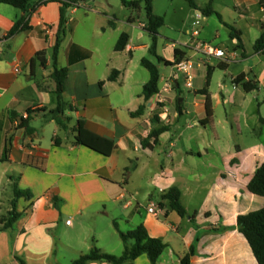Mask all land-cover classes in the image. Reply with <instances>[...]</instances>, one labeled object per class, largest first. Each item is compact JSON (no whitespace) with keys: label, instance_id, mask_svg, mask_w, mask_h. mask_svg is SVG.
<instances>
[{"label":"crops","instance_id":"1","mask_svg":"<svg viewBox=\"0 0 264 264\" xmlns=\"http://www.w3.org/2000/svg\"><path fill=\"white\" fill-rule=\"evenodd\" d=\"M74 1L81 6L65 9L53 1L32 14L0 2V264L11 258L14 264H62L94 248L116 254L115 221L123 232L128 231L121 223L144 225L151 238L168 244L158 264H181L192 249L191 264H258L238 217L264 205L248 190L264 160V51L254 50L264 16L251 49L245 33L236 30L230 62L220 61L216 70L209 60H198L192 89L185 94L176 87L154 108L143 94L150 74L139 68L151 46L144 43L150 36L141 27L146 21L118 15V0ZM240 2L251 16L255 7L264 14L259 0ZM64 9L58 67L68 75L61 127L51 113L57 108L51 53ZM25 21L29 29L7 37ZM124 33L129 41L118 52ZM114 38V45L108 43ZM176 48L166 46L165 61L176 63ZM41 51L47 52L45 64L31 67ZM165 67L160 88L174 73L173 66ZM239 78L257 89L246 92ZM189 111L193 123L174 129ZM79 122L113 142L109 156L77 144ZM162 127L168 129L151 139ZM174 187L181 190L187 217L161 205L162 195ZM16 190L29 196L18 199L21 217L5 229ZM123 194L132 199L131 207L122 204ZM150 202L162 208L158 217L148 212ZM126 264L151 263L142 255Z\"/></svg>","mask_w":264,"mask_h":264},{"label":"trees","instance_id":"2","mask_svg":"<svg viewBox=\"0 0 264 264\" xmlns=\"http://www.w3.org/2000/svg\"><path fill=\"white\" fill-rule=\"evenodd\" d=\"M60 2L64 5L65 9L73 7L75 3H79L74 0H0L1 3L10 5L16 9L27 11L29 14L34 13L39 7L49 3V2ZM122 4L133 11L139 12L144 10L146 13L147 21L145 30L150 34L152 42L149 48V55L156 58V62L152 61L150 58L145 57L142 60V66L148 70L150 74L149 81L145 84L143 88V94L146 100H150L155 94L160 90L161 82V69L160 65L173 66L174 64L165 61L162 57L158 56V39L160 36V29L165 25V20L161 16H157L153 13V0H120ZM190 2L191 6L197 8L194 0H187ZM214 0H210L206 8L203 9V12L206 16L216 14V11L213 8ZM259 5L264 9V0H259ZM65 9L62 11V17L59 24V30L57 33L56 43L52 49L51 61L53 65L52 79L56 84V89L54 94L57 96V108L51 113L55 115L58 123L61 127H65L64 123L59 119V117H64L65 109L67 108V103L64 100L65 94V81L68 75L66 68L58 67V57L61 44L65 36ZM29 22H18L11 32L8 34V38L16 35L20 31L29 29ZM232 38L238 37L235 34H232ZM129 41L128 34L124 33L120 36L115 50L120 52L123 51ZM240 48V44L238 45ZM254 50L256 52L264 51V31L262 32L259 39L255 42ZM47 52L41 51L38 52L35 58L31 62V67H34V63L37 61L45 64ZM176 63L188 58V54L179 49H175ZM113 72L110 77V80L114 79ZM211 72H209L208 82L209 83ZM237 84H242V87L246 92H252L257 89V86L251 82H245L243 78L236 80ZM144 108L142 107L139 113H142ZM29 114L33 113V110L28 111ZM167 127H162L152 132L151 139L155 141L158 139L159 135L166 131ZM76 142L79 145L85 146L97 153H100L105 156H109L113 151V142L97 136L93 133H90L83 129L81 122H79L78 128H76ZM146 145V142L143 144ZM248 190L256 197L264 199V160L261 165L257 168L254 176L248 184ZM28 197L29 195L16 190L15 198L12 202L13 210L10 212L9 217L7 218L5 229L11 228L21 215L17 212V203L18 199L21 197ZM181 190L177 187L170 189L168 192L162 195L161 205L164 206L166 203L171 210L176 211L181 217H187L188 212L182 204L181 201ZM114 226L118 231L122 242L124 243V252L120 256H115L107 253H103L100 249L94 248L89 253L80 256L78 259L73 261L71 264H90L92 262L103 261L107 264H126L136 260L142 255H147L151 264H158L161 256L168 248L162 239L151 238L147 232V229L144 225H140L132 231L123 232L120 229L119 223L114 222ZM238 226L241 233L246 237L248 243L251 246L253 254L258 262V264H264V205L259 209L247 212L238 217ZM194 252V249L181 259V264H191V256ZM20 264H25L23 260H19Z\"/></svg>","mask_w":264,"mask_h":264},{"label":"rangeland","instance_id":"3","mask_svg":"<svg viewBox=\"0 0 264 264\" xmlns=\"http://www.w3.org/2000/svg\"><path fill=\"white\" fill-rule=\"evenodd\" d=\"M240 1L241 0H214L213 8L216 11V14L206 16L203 9L206 8L210 0H194L196 5L199 6L197 8L192 7L187 0H153V13L157 16L163 17L165 20V25L160 29V36L158 39V56L163 58L166 57V55H169V52H164L166 46L174 43L177 48L182 49L191 56V61L195 65L198 63V60H209V64L214 65L216 70H218V64L221 60L208 58L192 48L193 44L189 39L195 29L199 31V36L196 40L217 47H223L229 51V53L235 50L231 35L236 30L241 29L245 33V44L248 49H251L259 33L260 21H262L264 14L258 10V7H255L253 8L254 13L251 16L250 13L244 11L245 8H242ZM117 4L119 9L116 7L115 12L118 15H132L143 22L147 21L144 10L141 13H138L124 8L119 0L117 1ZM120 8L123 9L120 10ZM196 15L201 16L200 26H194V22L197 20ZM145 36L144 43L151 45L150 36L148 34ZM116 40L117 39L114 38L108 39L107 41L111 45H114ZM237 52L239 51L237 50ZM146 56L154 62L157 61L156 58L151 57L149 54H146ZM139 68L144 76H149L148 70L142 66ZM168 70L169 68L161 65L162 73ZM177 90L187 94L188 88L184 85L183 79H181L180 88ZM192 117L193 115L191 111L187 114L185 113L173 128L186 130L188 125L193 123ZM121 226L124 231L135 229L133 226H128L125 223H121ZM117 240L119 246L118 249L114 250V253L116 254L113 255L115 256L121 255L125 249L122 240L120 238ZM72 261L73 260L68 256L66 259L62 260V264H71ZM4 264H14V259L11 258Z\"/></svg>","mask_w":264,"mask_h":264},{"label":"built area","instance_id":"4","mask_svg":"<svg viewBox=\"0 0 264 264\" xmlns=\"http://www.w3.org/2000/svg\"><path fill=\"white\" fill-rule=\"evenodd\" d=\"M80 6H81L80 2L73 5L74 8H79ZM196 18L197 20L194 22V26H200L201 16L196 15ZM141 27L145 29L146 24H142ZM198 36H199V31L195 29L189 39L190 42L193 44L192 48L197 52L204 54L208 58H216L223 62H230V60L233 59V54H235L236 51H233L234 53L230 54L223 48H219L209 43L199 42L198 40H196ZM1 40H0V44H1ZM234 44L235 46H238L237 41H235ZM193 69H194V63L190 59H185L175 63L173 65L174 73L167 79V82L165 83L164 87L160 88L159 92L151 98V102L153 103L154 108L158 107L160 104L166 103L165 95L175 90L176 82L180 84L181 79H183L184 85L188 89H192L193 80H194V75L192 72ZM153 112L154 110H152L151 113L152 115ZM121 201L126 208L131 207L133 204L132 199L127 198V196L124 194L121 196ZM162 211H163L162 208L154 202H150V204L148 205V212L155 217H158V215L161 214ZM67 224H71V220L67 221Z\"/></svg>","mask_w":264,"mask_h":264},{"label":"water","instance_id":"5","mask_svg":"<svg viewBox=\"0 0 264 264\" xmlns=\"http://www.w3.org/2000/svg\"><path fill=\"white\" fill-rule=\"evenodd\" d=\"M176 87L177 89H179V84L177 82H176ZM181 104H182V98L179 99V105L181 106Z\"/></svg>","mask_w":264,"mask_h":264}]
</instances>
